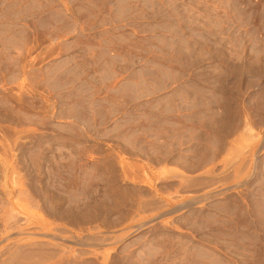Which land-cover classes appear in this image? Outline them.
Returning a JSON list of instances; mask_svg holds the SVG:
<instances>
[{"label": "rangeland", "instance_id": "1", "mask_svg": "<svg viewBox=\"0 0 264 264\" xmlns=\"http://www.w3.org/2000/svg\"><path fill=\"white\" fill-rule=\"evenodd\" d=\"M33 262L264 264V0H0V264Z\"/></svg>", "mask_w": 264, "mask_h": 264}, {"label": "bare ground", "instance_id": "2", "mask_svg": "<svg viewBox=\"0 0 264 264\" xmlns=\"http://www.w3.org/2000/svg\"><path fill=\"white\" fill-rule=\"evenodd\" d=\"M191 184V183H190ZM184 206H186V205H184ZM180 208H183V206H179ZM158 217V216H157ZM144 224H142V225H140L139 227H141V226H143ZM44 235H46V234H44ZM48 236H51L50 234H47ZM50 238V237H49ZM52 238V237H51ZM45 242V241H44ZM44 242H37V243H35V244H32V245H27V246H16L15 247V249L13 250V252L10 254V259H11V261H13V259L15 260V258H21V261L20 262H22V260L24 259H27V260H34V258H32L33 256H36V257H38V258H44V257H41V256H43V255H51L52 253V255H54V253H55V251L53 250V249H56V247H57V245H58V247H59V244H55V246L53 245V246H50V243H44ZM53 247V248H52ZM57 250V249H56ZM63 250V249H62ZM64 251V250H63ZM35 257V258H36ZM32 258V259H31ZM40 259H37L36 258V260L39 262V261H41ZM20 260V259H19ZM18 260V261H19ZM32 260V261H33ZM25 262V261H24ZM27 262V261H26ZM34 262H36L35 260H34ZM34 262H33V264H34ZM30 263H32L31 261H30ZM40 263V262H39ZM23 264H25V263H23ZM28 264V263H27Z\"/></svg>", "mask_w": 264, "mask_h": 264}]
</instances>
